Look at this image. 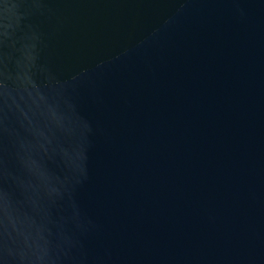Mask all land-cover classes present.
<instances>
[{"label":"water","instance_id":"obj_1","mask_svg":"<svg viewBox=\"0 0 264 264\" xmlns=\"http://www.w3.org/2000/svg\"><path fill=\"white\" fill-rule=\"evenodd\" d=\"M0 264H264V0H0Z\"/></svg>","mask_w":264,"mask_h":264}]
</instances>
